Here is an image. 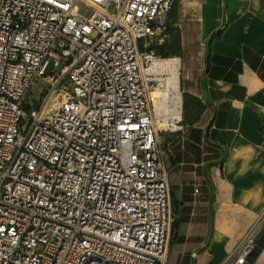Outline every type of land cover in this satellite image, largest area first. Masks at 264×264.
I'll return each instance as SVG.
<instances>
[{
  "label": "built area",
  "instance_id": "1",
  "mask_svg": "<svg viewBox=\"0 0 264 264\" xmlns=\"http://www.w3.org/2000/svg\"><path fill=\"white\" fill-rule=\"evenodd\" d=\"M175 2L0 0V264H167L169 169L149 67ZM263 223L223 264L248 261Z\"/></svg>",
  "mask_w": 264,
  "mask_h": 264
},
{
  "label": "crops",
  "instance_id": "2",
  "mask_svg": "<svg viewBox=\"0 0 264 264\" xmlns=\"http://www.w3.org/2000/svg\"><path fill=\"white\" fill-rule=\"evenodd\" d=\"M171 39L182 113L167 264H223L264 216V0H176ZM244 264H264V223Z\"/></svg>",
  "mask_w": 264,
  "mask_h": 264
},
{
  "label": "rangeland",
  "instance_id": "3",
  "mask_svg": "<svg viewBox=\"0 0 264 264\" xmlns=\"http://www.w3.org/2000/svg\"><path fill=\"white\" fill-rule=\"evenodd\" d=\"M81 12L84 13L86 16H90L92 14V10L86 7H83L81 9ZM169 39V38H165ZM144 42V40L142 41ZM166 43V44H165ZM174 40L171 39L169 42L165 40L161 46L163 48H166V50H163L162 52L156 51L157 57H174L176 56L173 48H174ZM164 45H166L164 47ZM167 54V56L164 55ZM177 58V57H174ZM181 72V71H180ZM161 77L165 76H154V78L162 85L163 88V81L160 80ZM48 82H46L43 79H40L32 88L30 94L26 98V106L30 109H37L38 102L44 97L45 90L48 87ZM160 95V94H159ZM159 103H157L158 106ZM168 106L167 109L164 112H160L158 114V131H159V137L162 141L163 145L166 147L167 150V160L168 164H174L175 160L178 159V150L180 148L179 145V137L177 135L178 132H176L174 129H176L174 124V119H179L180 117L177 116V107L173 105L172 100H169V102L166 103ZM173 106V107H171ZM171 108V109H170ZM174 111V112H173ZM176 112V113H175ZM174 214V213H173ZM173 218V215H172ZM172 232L174 231V221L172 220Z\"/></svg>",
  "mask_w": 264,
  "mask_h": 264
},
{
  "label": "bare ground",
  "instance_id": "4",
  "mask_svg": "<svg viewBox=\"0 0 264 264\" xmlns=\"http://www.w3.org/2000/svg\"><path fill=\"white\" fill-rule=\"evenodd\" d=\"M179 64V59L174 57L156 56L152 58L149 73L152 76H165L164 78H160V80L163 81V88L160 84V87L157 90V95L159 97V104L157 106L158 114L164 112L168 107L166 103L169 102V100H172L173 105L177 107V116H180L182 99L180 92Z\"/></svg>",
  "mask_w": 264,
  "mask_h": 264
},
{
  "label": "trees",
  "instance_id": "5",
  "mask_svg": "<svg viewBox=\"0 0 264 264\" xmlns=\"http://www.w3.org/2000/svg\"><path fill=\"white\" fill-rule=\"evenodd\" d=\"M168 31H169V28H168L167 32H168ZM150 49L155 50V52H156V51H158V52H162V51H163V47H162L160 44L152 45V46L150 47ZM164 55L167 56V54H165V53H164Z\"/></svg>",
  "mask_w": 264,
  "mask_h": 264
}]
</instances>
